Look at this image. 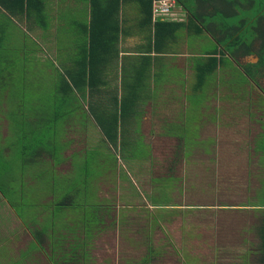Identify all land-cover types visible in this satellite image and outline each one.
Returning a JSON list of instances; mask_svg holds the SVG:
<instances>
[{"label": "crops", "instance_id": "crops-1", "mask_svg": "<svg viewBox=\"0 0 264 264\" xmlns=\"http://www.w3.org/2000/svg\"><path fill=\"white\" fill-rule=\"evenodd\" d=\"M91 1L0 0V264H136L148 251L140 242L150 236L140 230L143 226L152 227L156 244L168 243L158 248L152 264H173V258L203 264L197 245L210 240L211 228L191 220L203 217V206L189 199L203 189L197 176L200 162L209 160L216 173L235 169L230 162L239 155L220 145L239 143L237 120L261 123L254 140L259 151L249 144L246 158L250 165L259 156L264 162V101L243 109L220 103L232 98L226 88L252 82L233 57L221 52L223 61L212 82L204 89L198 85L202 62L223 49L197 27L201 23L166 35L156 49L154 30L140 28L138 0L122 1L119 10L97 0L101 9L113 11L101 24L93 19ZM183 1L196 15L211 12L208 6L196 9V0ZM189 17L178 3L168 21L186 23ZM206 46L211 50L205 51ZM50 63L52 67H44ZM80 74L81 92L74 85ZM116 116L118 136L112 141L103 127L111 126ZM91 122L93 136L106 145L151 146L146 184L151 187V178L180 180L169 190V203L147 202L139 195L130 199L119 185L109 187L99 173L101 162L85 157L91 148ZM42 130H49L46 137ZM188 146H193L189 155ZM76 153L83 156V177L74 185ZM258 178L254 190L250 172L246 195L233 197H243L232 201L236 204L218 195L217 177L214 183V208L245 209L248 221L255 217L246 230V251L250 241H259L256 228L264 205L257 201L264 166ZM208 211L216 219L213 230L222 233L218 215ZM174 215L180 218L177 239L171 234Z\"/></svg>", "mask_w": 264, "mask_h": 264}, {"label": "rangeland", "instance_id": "rangeland-1", "mask_svg": "<svg viewBox=\"0 0 264 264\" xmlns=\"http://www.w3.org/2000/svg\"><path fill=\"white\" fill-rule=\"evenodd\" d=\"M212 46V45H211ZM211 47L206 46L204 48L205 51H209ZM244 63H251L256 64L258 62V57L255 55H251L249 57H246L242 59L241 64ZM45 68L52 67L51 63L44 66ZM44 69V68H43ZM44 72V70H43ZM237 75V73H236ZM259 76V75H257ZM231 77V75H230ZM251 83H246L244 86L241 87H228L225 90L232 95V98L229 100L223 99L224 101H221V104H227L233 107H236L235 109H243L244 106L249 105L250 102H256L258 105L263 104L264 97L262 95V92L260 91V87H263L264 89V79L260 78L259 80L255 81L251 78ZM44 85L49 84V81H43ZM262 85V86H261ZM260 88V89H259ZM225 91V92H226ZM43 95L47 94V91H44L42 93ZM80 99H76L77 104H80ZM202 101V99H201ZM223 102V103H222ZM217 102L213 101L211 104H215ZM203 104V103H202ZM45 108L47 107L44 105ZM203 106V105H202ZM239 107V108H238ZM243 107V108H240ZM84 115V114H83ZM81 116V113H75V117ZM86 116V114H85ZM237 126L235 131L239 134V137H236V140L239 142L237 144H225L220 145V149H223V151H227L228 148L231 151L232 148L235 151L239 160L236 162H230L232 165L236 166L235 169L230 171L228 174L226 171L220 170L218 173L211 170V163L207 159H203L202 162H200L202 166V170L197 173V176H199L198 179L201 180L203 189L201 193H197L195 196L192 195L189 197V199L192 201L193 204H197L200 206H203V217L201 218H192V221H197V219L200 221H203V223H206L207 225H210L211 232H210V240L204 239V241L201 244L197 245V250L199 253L203 254L201 259V263L203 264H215V251L218 252V261L217 264H236L239 261V256L243 254L246 251V247L244 246V239L247 237L246 230L249 226H251V223L255 222V217H251V220L248 221V219L242 215L244 211H235L231 206L228 208H214L216 206V202L214 200V193L216 186H215V180L216 177L218 178V185L220 187V191L218 195L223 196V200L229 199L226 201V203L236 204L232 203V201H242L243 197L241 199H236L239 196H243L244 193H246V188H248V176H250L251 172V181L252 184L251 188L256 190L259 187V178L258 174H262L263 172V166L264 162L258 161L259 157H257L252 165L249 164V161L247 160L246 156L249 151V144L252 145V149L258 150L256 142L254 141L257 139V135L262 132L261 123L256 121V123L252 122L250 125L248 123H242L241 121L237 120ZM235 122V123H236ZM62 124L59 123V126ZM91 128H92V136L90 140V151L85 156L89 160H92L93 158H97L101 162V168L99 170V173L101 177L106 178L107 183L109 187L113 190V186H118L121 189V191L124 190L127 195H129L130 199L133 198L136 195H139L140 199L146 200L147 202L151 203H158V202H166L169 203L171 200L169 196V190L175 187L177 183H180L179 179L176 178H170L167 177L164 182L163 180L156 179L153 180L152 178L149 180L151 182V187H149V184L147 185L144 180V175L147 174L148 171V161L150 159L151 154V146L146 144H134L130 146H121L120 144H107L98 139V137L93 136V130H95V125L93 122H91ZM250 127V133L248 132V129ZM60 130V129H59ZM49 130H42L40 131L41 134L43 133V136L46 137ZM209 131V130H206ZM205 131V132H206ZM63 136V133H62ZM59 150L61 149V146L59 143ZM49 146V145H48ZM50 147V146H49ZM191 147L188 146V155L191 153ZM262 147V146H261ZM259 151V150H258ZM74 159V166H75V181L73 184L79 182L82 180L83 175V169L81 162L83 163V156H79L77 153L73 155ZM227 161H224V165H226ZM18 170V169H17ZM98 168L96 169V171ZM19 173V172H18ZM219 175V176H218ZM19 177V176H18ZM197 179V181H198ZM18 184L11 183L12 188L15 187ZM111 185V186H110ZM44 186V185H43ZM79 185L75 186L78 187ZM116 189V188H115ZM226 191V192H222ZM230 191V192H229ZM222 192V193H221ZM228 194H224L227 193ZM261 193V194H259ZM225 195V196H224ZM246 195V194H244ZM260 195V196H259ZM228 196V197H226ZM258 200L257 202L260 203V205H264V182L263 187L258 189ZM236 197V198H233ZM134 201V200H132ZM109 202V200H108ZM241 204V203H238ZM213 206V207H211ZM211 209L214 211V216L218 215L220 226L222 227L221 232L217 233L213 230V222H216V219L211 216L210 211ZM225 209V210H220ZM201 216V215H200ZM171 220L173 222L172 224V230L171 234L177 239L181 237V229L180 227V218L177 215L171 216ZM190 221V219H189ZM222 221V223H221ZM250 222L248 225L247 223ZM173 231V232H172ZM211 236L213 238H211ZM250 237L253 239V235H250ZM171 263L173 264H183V261L178 259L175 260L173 258L171 260Z\"/></svg>", "mask_w": 264, "mask_h": 264}, {"label": "trees", "instance_id": "trees-1", "mask_svg": "<svg viewBox=\"0 0 264 264\" xmlns=\"http://www.w3.org/2000/svg\"><path fill=\"white\" fill-rule=\"evenodd\" d=\"M125 0H107V3H112L119 10L120 4ZM155 0H138L140 12V28L147 27L149 30H154L155 48L162 46L166 35H174L181 28H193V22L201 23L197 27L201 31H207L212 37L223 46L221 50H215L210 53L208 60L203 61L199 67L198 77L199 84L203 89L209 85L216 75L220 61H223L221 56L230 55L233 57L240 67L244 70L245 74L255 81L260 78L264 79V0H196L197 7L208 6L211 9L209 15H196L195 12L186 6L183 0H176V3L185 5L189 11L190 17L186 23H178L168 20H159L153 23V5ZM93 19L97 24L101 21L111 17L113 11L110 8L101 9L100 3L97 0H92ZM100 6V8H99ZM101 12H106L105 15ZM154 24V26L152 25ZM96 28L92 27V34L95 39ZM221 52V53H220ZM219 53L221 56H219ZM255 55L258 57L256 64L244 63L241 64L242 59L245 57ZM259 75V76H257ZM242 82V81H240ZM76 89L81 92L82 79L81 74L79 80H74ZM262 86V85H261ZM264 86V85H263ZM263 91V87H260ZM254 104V102H252ZM118 116V115H117ZM114 118V123L103 130L108 138L112 141L117 138L118 117ZM116 124V127L114 128ZM264 141V140H263ZM264 148V142L261 145ZM141 231H146L150 236L140 240L148 249L146 256H141L136 264H152L158 257V248L161 249L162 245L167 246V242L155 243L156 238L151 236L150 230L152 227H140ZM259 241L255 243L254 240L250 241L251 249L239 256V261L236 264H264V213L262 215L261 224L257 226ZM254 247V248H253ZM171 248L176 249L173 241H171ZM181 250V249H180ZM218 253V252H217ZM219 257L215 256L217 263ZM189 264V262H185Z\"/></svg>", "mask_w": 264, "mask_h": 264}, {"label": "built area", "instance_id": "built-area-1", "mask_svg": "<svg viewBox=\"0 0 264 264\" xmlns=\"http://www.w3.org/2000/svg\"><path fill=\"white\" fill-rule=\"evenodd\" d=\"M176 0H155L153 5V21L170 20L174 18Z\"/></svg>", "mask_w": 264, "mask_h": 264}]
</instances>
